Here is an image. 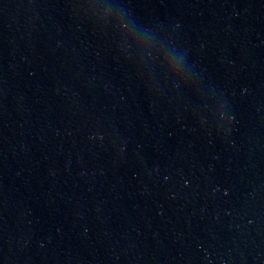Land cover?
Masks as SVG:
<instances>
[{
	"label": "water",
	"instance_id": "1",
	"mask_svg": "<svg viewBox=\"0 0 264 264\" xmlns=\"http://www.w3.org/2000/svg\"><path fill=\"white\" fill-rule=\"evenodd\" d=\"M215 264H264V0H135Z\"/></svg>",
	"mask_w": 264,
	"mask_h": 264
}]
</instances>
